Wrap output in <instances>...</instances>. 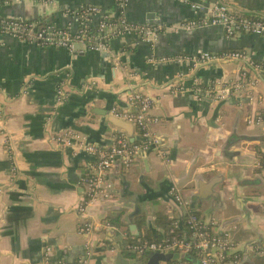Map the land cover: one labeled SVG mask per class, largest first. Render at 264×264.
<instances>
[{
	"label": "crops",
	"instance_id": "1",
	"mask_svg": "<svg viewBox=\"0 0 264 264\" xmlns=\"http://www.w3.org/2000/svg\"><path fill=\"white\" fill-rule=\"evenodd\" d=\"M214 4L264 20V0H127L122 10L116 0H0V19L54 31L76 32L73 13L99 11L88 22L91 41L73 52L0 34V264H73L86 252L87 264H144L150 253L131 248L183 216L229 243L226 256L236 257L223 264H264L256 254L264 246V126L249 123L264 120V78L249 64L264 60V42L182 28ZM103 16L113 27L99 31ZM121 19L155 37L125 32ZM227 50L247 60L176 61ZM134 98L149 101L148 137L109 123L114 113H136ZM119 136L137 154L99 174L85 148H108ZM96 178L111 197L81 216ZM84 222L90 238L80 233Z\"/></svg>",
	"mask_w": 264,
	"mask_h": 264
},
{
	"label": "built area",
	"instance_id": "2",
	"mask_svg": "<svg viewBox=\"0 0 264 264\" xmlns=\"http://www.w3.org/2000/svg\"><path fill=\"white\" fill-rule=\"evenodd\" d=\"M119 9L122 10L123 6L126 4L127 0H116ZM192 8L198 12L204 10L201 5H192ZM99 15V11L95 7H86L78 10L72 14V18L75 23L78 24V29L76 32L70 31H54L49 28H42L36 32L34 23H27L22 20H6L0 19V34H8L17 38L20 41L34 42L42 46L55 45L67 49L70 52L74 51L75 45L82 42H89L92 39V34L88 29V22L92 16ZM121 26L125 32L142 34L145 38L155 37L152 30L144 29L141 27L131 26L127 24L124 19H121ZM113 25L109 23L108 17L103 16L102 20L99 22V31L112 28ZM199 27H219L224 32L226 39H230L239 34L253 35L261 37L264 42V22L256 18H248L242 15H237L232 13L227 8L214 4L211 8L207 10L206 18L200 21L187 22L182 24V28L186 30H191ZM264 51V49H263ZM246 56L239 51H228L221 52L219 54H211L208 52L200 53L195 58H184L177 59V62H189L193 66L211 64L214 62H231L246 61ZM163 61V60H162ZM161 62V61H160ZM251 67L258 72H260L264 78V60L263 63H257L251 61L249 63ZM235 88H238L236 86ZM135 103L138 102V111L136 113H114V117L118 118L124 122L131 123L142 131H144L143 136L148 137L147 130L149 124L152 120L148 116L149 101L143 98H134ZM250 124H257L264 126V120L261 116H254L249 120ZM86 152L97 159L96 169L99 174H105L108 170L112 168L113 161L115 158H122L125 162H130L133 156H135L139 150L138 146L130 145L127 140L119 136L113 143L112 146L99 150L88 146L85 148ZM107 188H105L99 178L90 179L87 182V190L85 194V199L82 201L81 205L78 207V212L81 216H86L88 208L95 203L99 197L104 196L105 198L111 197L107 194ZM179 201V198H176ZM92 226L89 222H84L80 228V233L85 236H91ZM188 230L190 231V239L193 240V246L197 250L203 252H208L209 249L217 250L218 253L212 255V258L206 257L202 258L200 264H213L222 263L225 260L226 252H229L231 247L227 241L221 239H209L207 237L206 228L201 225L196 218L191 217L188 222ZM173 234V229L169 231ZM89 240L86 243V250L89 249ZM191 248V243H184L181 240L176 239L172 236L169 240H165L162 243H144L139 246H135L132 249L137 255L145 254H167L170 250H174L175 253L186 255ZM256 254L260 257H264V246L257 250ZM88 252L85 253V257L79 259L73 264H87ZM206 256H209L207 254ZM59 264H66L61 262ZM181 264V262H179Z\"/></svg>",
	"mask_w": 264,
	"mask_h": 264
},
{
	"label": "trees",
	"instance_id": "3",
	"mask_svg": "<svg viewBox=\"0 0 264 264\" xmlns=\"http://www.w3.org/2000/svg\"><path fill=\"white\" fill-rule=\"evenodd\" d=\"M244 17H246V16H244ZM251 18H253V17H251ZM111 20L117 21L119 19L113 17V18H111ZM260 20H262V19H260ZM262 21L264 22V20H262ZM27 23H34V22H27ZM43 24L44 23L41 21H38V23H35L36 32H38L40 29L44 28ZM230 51H235V50H230ZM222 52H228V50L222 51ZM257 63L262 64L263 61L257 62ZM138 129H140V128H138ZM138 129H137L138 134L144 133V131H142L141 129L140 130H138ZM190 215L194 216V213L191 212ZM188 218L186 216H183L181 219L171 220L169 223L163 224L162 235L157 236L156 238L147 239V241L149 242V244H151V243L158 244V243L164 242L165 240H169L173 236L176 239L183 241L184 243H191V248H190L189 252L186 254L187 259L182 261L181 264H200V261L202 258H204V257H206L207 259H208V257L212 258V255L209 254V256H206L208 254L207 252L197 250L193 246L194 242H193V240L190 239V231L188 230ZM171 229H173V234H171L169 232ZM207 237L209 238V236H207ZM142 244H144V243L142 242V243L138 244V246L142 245ZM134 246H136V245H134ZM131 251L134 252L133 249ZM131 251H129L127 249L125 250V252H128V253H130ZM234 256L236 257L235 254L228 256V257L226 256L224 262H226L228 260H235ZM168 264H179V263L169 260ZM213 264H218V263L215 262Z\"/></svg>",
	"mask_w": 264,
	"mask_h": 264
},
{
	"label": "water",
	"instance_id": "4",
	"mask_svg": "<svg viewBox=\"0 0 264 264\" xmlns=\"http://www.w3.org/2000/svg\"><path fill=\"white\" fill-rule=\"evenodd\" d=\"M109 123L112 124L116 129L129 132L131 126L115 117L108 118ZM187 259L186 255L175 253L174 250H170L167 254L154 253L150 254L148 260L144 264H159L160 262H168L169 260L173 262H182Z\"/></svg>",
	"mask_w": 264,
	"mask_h": 264
}]
</instances>
